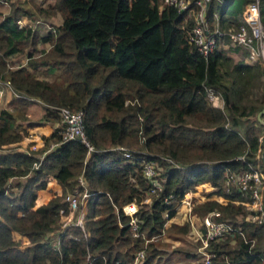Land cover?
I'll return each instance as SVG.
<instances>
[{"label":"trees","instance_id":"obj_1","mask_svg":"<svg viewBox=\"0 0 264 264\" xmlns=\"http://www.w3.org/2000/svg\"><path fill=\"white\" fill-rule=\"evenodd\" d=\"M248 1L211 0L208 11L218 16L208 14L207 29L235 28ZM36 7L45 16L56 13L60 23L38 31L31 12L12 2L0 20V80L13 91L12 105L0 107V264H131L139 249H146L139 264H158L162 249L152 238L180 206L183 231L210 212L237 229L207 242L210 264H261L264 227L248 218L249 193L223 181L248 164L264 174V125L256 116L264 107L260 63L233 61L226 52L243 51L239 46L199 53L187 39L191 6L178 12L162 0H56ZM259 17L264 31V0ZM36 42L49 46L37 58L25 53L29 69L6 67ZM38 67L42 74L34 73ZM34 100L42 108L39 119L52 128L38 148L23 151L17 144ZM59 107L81 112L88 153L78 139L62 138ZM117 145L138 158L128 161ZM150 161L156 188L142 174ZM50 178L59 190L37 203ZM75 190L89 195L78 206V221L68 222L74 211L64 197ZM186 190L194 192L188 216L180 201ZM128 202L136 205V237L121 208ZM199 253L196 264H206Z\"/></svg>","mask_w":264,"mask_h":264},{"label":"built area","instance_id":"obj_2","mask_svg":"<svg viewBox=\"0 0 264 264\" xmlns=\"http://www.w3.org/2000/svg\"><path fill=\"white\" fill-rule=\"evenodd\" d=\"M211 0H162L164 4L173 6L178 12L188 10L191 6L193 8V24L188 31L187 39L192 43L197 51L203 55L212 52L216 47L222 46L223 48H235L239 46L247 51L248 57L252 61H258L264 66V31L259 17V0L248 1L241 11V22L233 29L221 30L217 26H213L212 29H207L206 19L208 14L216 20L217 12L208 11V3ZM217 3L222 4L225 0H215ZM4 0H0V4H4ZM20 25V19L17 20ZM223 36L229 39L226 43L222 41ZM218 40L222 41L224 45L218 44ZM206 95L212 100L215 105L222 104L219 95L211 88H206ZM12 94V88L8 80H0V99L5 93ZM218 103V104H217ZM61 121L64 123L62 129V138L78 139L84 145L87 146V153L90 151V146L87 145L82 130L81 112L79 110H70L66 107L57 108ZM115 148L122 150V154L128 161L136 160L138 156L133 155L123 146H116ZM242 158V157H241ZM142 174L147 180L148 184H151L152 188L159 186L155 179L156 170L153 162H144L142 164ZM79 182L82 184L83 180L81 176H78ZM226 188L233 187L242 191H248L249 200L245 202L248 212V218L255 223L261 224L264 227V177L258 169L251 164H248V170L234 171L226 173L223 178ZM150 193V192H149ZM89 195L88 192L83 190L81 193L76 190L73 193L66 194L64 199L67 201L71 210L78 211L75 218V222L78 221L80 216V209L78 206L83 203L84 197ZM172 194L164 198V201L170 199ZM192 199V191L186 190L181 197V205L185 207V213L189 215V206ZM125 214L129 215L128 224L132 231V237L139 236L136 217L134 215L136 205L133 202L125 203L122 207ZM216 214L215 212L207 213L202 217L203 231H200L195 227V221H190L195 238L200 241L199 252L204 255V262L210 264L208 255L204 251V247L210 239H219L225 236V234L232 235L237 230L230 223L213 219L211 216ZM240 236H243V232L238 231ZM146 240V239H144ZM253 239H251V242ZM264 244V237H263ZM143 250L139 249L134 255L131 264H139L143 258ZM260 263L264 264V251L262 257H260Z\"/></svg>","mask_w":264,"mask_h":264},{"label":"rangeland","instance_id":"obj_3","mask_svg":"<svg viewBox=\"0 0 264 264\" xmlns=\"http://www.w3.org/2000/svg\"><path fill=\"white\" fill-rule=\"evenodd\" d=\"M54 1L56 0H7V2L5 1L4 4H0V20L2 19L3 15L8 11L10 7V3L12 2L13 4L23 6L29 12H31V16L29 17L31 18V20H33L32 22L38 23L37 25L38 31H42L43 29L45 30L46 27H48L49 30H52L53 26L55 27L56 25L60 23V17L56 15V13H52L48 16H45L44 14H39L36 11L37 9L36 5H41V7L46 8V5L52 4ZM45 23L47 26H45ZM20 25H21V22H20ZM37 27H36L35 33H37ZM40 34L42 35L44 33H40ZM48 46H49L48 43H42V42H36L34 45L31 44L29 46H26L23 52L12 55L8 60H6L7 61L6 67L14 68L15 66L17 67L21 66V67H27L29 69L25 53H27V51H30L32 53V56L30 58L32 57L37 58L45 50L48 49ZM236 53H238V51H236ZM260 65L264 69V66L261 63ZM34 73L42 74V67H38V69L34 71ZM35 109L39 110L38 107ZM40 110L42 111V108H40ZM261 140L263 139L260 138V141ZM117 146H122V145H117ZM131 149H135V148H131ZM262 176L264 177L263 173H262ZM202 191L203 190H201L200 192ZM50 194H52V192H50ZM246 210L248 209L246 208ZM76 216L77 214L74 211L68 217L67 221L68 222L74 221ZM236 218L238 220H242L241 216H236ZM185 220L186 219L183 214V209L180 206V209L177 215H175L174 218L170 220V222L166 226V229L163 230L162 233L152 238V240L156 241L155 244H157L162 249L161 250L162 256L161 258L157 259L158 264H196L197 262H202L201 255L199 253V242L195 238L193 232L190 230L191 228L190 224L188 223L189 229L187 231H183L179 228L181 225H183V223H185ZM194 221H195L194 222L195 227L199 229L200 220L196 218ZM143 241H144L143 246H145L146 240L143 239ZM144 253H146V249H144Z\"/></svg>","mask_w":264,"mask_h":264},{"label":"crops","instance_id":"obj_4","mask_svg":"<svg viewBox=\"0 0 264 264\" xmlns=\"http://www.w3.org/2000/svg\"><path fill=\"white\" fill-rule=\"evenodd\" d=\"M226 54L233 60V61H242L244 63H253L258 61H252L251 58L248 57L247 51L243 49V51H236L229 50L226 52ZM260 65V64H259ZM13 103V98L11 93H5L1 99H0V107H10ZM39 108V110H36L35 108ZM41 105L36 102L35 100L32 101L30 104L26 106V115L28 117V120L25 121L24 125L21 128H24L25 134L22 136L21 140L18 142V149L27 151L34 148H38L40 144V137L41 135H47L51 128L52 124L50 122L44 121L43 119H39L41 114ZM36 121V122H34ZM26 123H34L33 125H26ZM20 132V131H19ZM56 190H59L58 184L50 178L45 188L38 190V195L36 197L37 203H41L46 201L49 196L51 195L50 192H54ZM193 193V192H192Z\"/></svg>","mask_w":264,"mask_h":264},{"label":"water","instance_id":"obj_5","mask_svg":"<svg viewBox=\"0 0 264 264\" xmlns=\"http://www.w3.org/2000/svg\"><path fill=\"white\" fill-rule=\"evenodd\" d=\"M261 113H264V107L259 110L256 114L257 118L259 119V121L264 125V120H262L259 116ZM263 144H264V140H263ZM260 158H261V161H262V164H263V168H264V154H263V151L261 152V155H260Z\"/></svg>","mask_w":264,"mask_h":264}]
</instances>
